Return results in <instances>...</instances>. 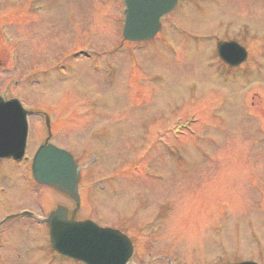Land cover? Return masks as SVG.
<instances>
[{"label":"rangeland","instance_id":"obj_1","mask_svg":"<svg viewBox=\"0 0 264 264\" xmlns=\"http://www.w3.org/2000/svg\"><path fill=\"white\" fill-rule=\"evenodd\" d=\"M124 7L0 0V94L34 112L30 156L0 161V221L74 207L23 182L48 136L46 112L52 142L84 169L79 218L132 235L131 264L264 263V0H180L144 44H121ZM182 19L187 36L172 26ZM195 28L242 39L249 57L232 69ZM3 235V264L5 254L6 264H83L52 251L44 224L19 218Z\"/></svg>","mask_w":264,"mask_h":264},{"label":"water","instance_id":"obj_2","mask_svg":"<svg viewBox=\"0 0 264 264\" xmlns=\"http://www.w3.org/2000/svg\"><path fill=\"white\" fill-rule=\"evenodd\" d=\"M125 3L124 37L138 41L156 34L160 28L159 18L175 6L176 0H125ZM218 51L231 65H238L247 58L246 49L235 41L219 43ZM27 114L18 99L0 97V158L22 157L28 133ZM33 173L36 180L57 188L76 202L70 218L68 208L59 205L45 220L53 249L87 264H127L133 247L125 235L100 227L91 220L75 219L80 205V169L69 152L53 144L42 145L34 157Z\"/></svg>","mask_w":264,"mask_h":264}]
</instances>
